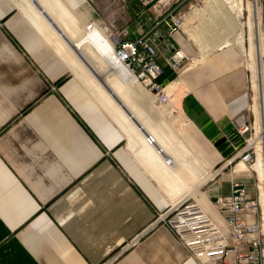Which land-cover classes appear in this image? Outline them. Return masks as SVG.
I'll return each mask as SVG.
<instances>
[{
  "label": "crops",
  "instance_id": "0c3cea01",
  "mask_svg": "<svg viewBox=\"0 0 264 264\" xmlns=\"http://www.w3.org/2000/svg\"><path fill=\"white\" fill-rule=\"evenodd\" d=\"M54 1L82 25H112L117 8L124 9L119 21L125 38L147 33L162 64L175 49L188 52L180 30L170 36L167 20L156 23L152 4ZM215 48L181 73L186 88L180 102V136L211 171L216 159L234 151L231 143L249 122L250 103L242 50L233 43ZM220 140L228 141L229 154L216 146ZM235 179L209 178L190 196L224 224L223 211L205 197L229 193ZM176 202L16 0H0V264H200L165 224L152 222Z\"/></svg>",
  "mask_w": 264,
  "mask_h": 264
},
{
  "label": "bare ground",
  "instance_id": "6f19581e",
  "mask_svg": "<svg viewBox=\"0 0 264 264\" xmlns=\"http://www.w3.org/2000/svg\"><path fill=\"white\" fill-rule=\"evenodd\" d=\"M38 1L59 25L60 30L41 14L32 0H16V3L117 123L125 134L129 150L172 202L190 196L199 185L220 171V169L211 171L205 160L197 154L194 155L180 136L184 121L180 102L186 88L181 76L178 75L165 84V88L163 87L171 99L160 104L156 100L157 97L155 98L156 107L164 109L165 116H162V119L166 127L173 131L174 136H171L163 129L160 122L153 120L151 111L150 113L140 111L134 104L133 98L137 95H142L144 99L150 97L137 85V79L116 59L113 53L115 39L113 38L112 43V36L106 29L95 26L92 30H85L80 22L68 18L54 0ZM168 1L158 0L152 2V5L160 11L162 5ZM203 2L202 14H206L210 20L220 19L230 28V33L214 46H208L201 40L195 26L191 24L190 17L184 15L185 20L183 19L181 28L183 25L188 38L197 45L200 53L205 54L213 47L232 42L238 43L243 50L244 23L240 20L243 9L242 0H203ZM246 9L248 11L245 21L248 31V50H243V54L251 72V89L254 93L253 112L258 134V137L256 136L257 159L252 164L259 179L257 188L264 213V137L261 133L264 131V125H262L259 108L260 94L264 93V63L261 59L263 43L258 29L259 15L253 2L247 3ZM199 10L200 8L194 10L197 16L201 14ZM194 59L189 61L188 66L197 62V57ZM167 97L165 92L161 100L164 101ZM175 117H179V121L172 123ZM148 136L153 139L152 143L147 142ZM229 161L228 159L226 162ZM235 165V169L234 167L232 169L239 170L240 173L249 169L242 159H238ZM213 207L215 208L214 205Z\"/></svg>",
  "mask_w": 264,
  "mask_h": 264
},
{
  "label": "built area",
  "instance_id": "2783aa9c",
  "mask_svg": "<svg viewBox=\"0 0 264 264\" xmlns=\"http://www.w3.org/2000/svg\"><path fill=\"white\" fill-rule=\"evenodd\" d=\"M140 1L148 5L158 0ZM172 1L162 5L160 11H157L156 20V23L167 20L166 33L170 36L181 30L183 18V13L178 10V3L173 4ZM252 2L259 14L264 62V0ZM83 26L88 31L95 26H103L115 39L113 53L116 59L151 92H157L163 87L157 82V78L164 73L165 67L178 74L183 62L192 60V57L178 48L164 56L162 64L156 58V46L149 40L147 33L127 39L125 27L113 31V26L107 20L90 21ZM249 127L252 126L247 122L237 129L244 142L243 146L237 149V144L235 146L232 142L231 145L236 150V155L251 166L250 142L244 136ZM152 141L148 136L147 142ZM213 205L223 211L224 224L214 219L191 196L158 212L152 222L165 224L188 254L200 264H264V213L259 191L254 196L244 181L235 179L231 183L230 192L216 195Z\"/></svg>",
  "mask_w": 264,
  "mask_h": 264
},
{
  "label": "rangeland",
  "instance_id": "374dc122",
  "mask_svg": "<svg viewBox=\"0 0 264 264\" xmlns=\"http://www.w3.org/2000/svg\"><path fill=\"white\" fill-rule=\"evenodd\" d=\"M249 2L252 3V0H242L243 9H242V16L240 17V20L244 23V26L242 28H243L244 39H245L244 40L245 45H244L243 50H245V51L248 50V40H247L248 31H247V27L245 25V21L247 19V15H248V11L246 9V4L249 3ZM172 3L173 4L178 3L179 12L183 13L182 21L185 20L184 19L185 16H189L190 17L191 24L195 26V29L200 34L199 36H200L201 40L204 41V43L207 44L208 46L209 45L210 46H214L215 44L218 43V41L224 39L230 33V28L228 26L224 25L225 23H223L220 19H212V20H210L208 18V16H206V14H204V13L202 14L201 7L203 6V3H204L203 0H173ZM199 8H200L199 11H200L201 14H199L197 16V14L194 13V10L199 9ZM124 12H125L124 9H122V8L118 9L117 8L116 12L114 13V16H117V18L112 23L113 27L111 29L113 31L120 30L122 28V26L120 27V25H121L120 16H123V17L126 16L127 14H125ZM110 16L111 15H109V17ZM112 18L110 17V19H112ZM235 25H236V23H235ZM180 29H181L180 32L183 34V40L185 39V41L187 42V51L188 52H185V53L189 57H192V60L194 58L196 59V57H197V60H198L201 57V55H200V52L198 50L197 45L194 44L188 38L185 30L183 29V25H182V28H180ZM258 29H259V32H260L261 38H262L260 24L258 26ZM232 43L236 44L237 46L240 47V45L238 43H236V42H232ZM240 49L242 50L241 47H240ZM192 50L194 52L193 54H192ZM243 50H242V52L244 53ZM262 51H263V48H262ZM205 56H206V54H205ZM205 56L201 60H198V61L196 60L197 62H195V65H193L192 67L197 66L200 62H202V60L205 58ZM243 58H244V56H243ZM261 59L263 61V53H262ZM189 61L190 60H186L185 62H183V64L181 65V67H180V69L178 71V74L175 72V77L173 79L178 77V75L181 76V73L185 70L184 67L186 65L188 66V64L190 63ZM244 64H245V58H244ZM248 72H249L248 84H249V90H250V103H249V107H248V121H249V123H250V125L252 127H249V131H247L244 134V136L246 138H249V142H250L249 151L252 152L251 153L252 154L251 163L254 164L255 160L257 159L258 148L256 146V136L258 137V134L256 133L255 115H254V112H253V95H254V93L250 89V74H251V72H250L249 69H248ZM136 82H137V85L142 90H144L148 94L147 96H149L150 98L149 99H144L142 95H137V96H135V98H133L134 104L137 105V107H138V109L140 111H144L146 113H150V111H151L152 112L151 115H152L153 120H156V121L160 122L162 127H163V129L168 134H170L171 136H174L173 131H171L170 129H168L166 127V125H165V123H164V121L162 119V116H165L164 112H163L164 109L162 107L161 108L156 107V104H157L155 102V98L156 97H157L156 98L157 102L160 103V104H163L165 101H167L170 98L168 92L165 91V89L163 90L164 86L161 89H158L157 92H151L148 89H146L145 86H143L141 84V82H139L138 80H136ZM263 87H264V84H263ZM184 91H185V88H184ZM165 92L168 95V97L164 101H162L161 98L164 97ZM259 108L261 110L262 125H264V93L262 95L260 94ZM181 119H182V117H181ZM172 121H173L172 123L178 122L179 121V117L178 118L175 117L174 119H172ZM261 133L263 134V137H264V131L261 132ZM241 140H242V138L240 136H238V137H236V141H234L235 145L237 144V149L243 146V143H244L243 140H242L241 144H238ZM228 159L230 161L226 162ZM238 159H240V158H239V156L236 155V150L235 149L230 154L229 157H227L225 159H221V157H219L218 160L216 159L215 167H214V169L212 168V170L220 169V171L217 174H215V176H213L212 178L213 179L225 178V177H228V176L232 175L234 178H238V179H241L242 181H244L247 184V186L249 187V189L251 191V194L254 195V196H257V194H258L257 186H258V183H259V179H258V176H257V172L253 168V164L251 166L247 164L248 165L247 168L249 167V169L247 171H243L241 173L240 172H235L234 171V169H235L234 166H236L235 162ZM232 167H234V169H232ZM205 199L208 200L207 202H209V203L212 202L213 203L214 197L209 196L208 198L205 197ZM194 200H197V199H194ZM205 209L210 213L209 209H207V208H205ZM210 215L212 216L211 213H210ZM213 218L215 219V217H213Z\"/></svg>",
  "mask_w": 264,
  "mask_h": 264
},
{
  "label": "trees",
  "instance_id": "16d2710c",
  "mask_svg": "<svg viewBox=\"0 0 264 264\" xmlns=\"http://www.w3.org/2000/svg\"><path fill=\"white\" fill-rule=\"evenodd\" d=\"M132 1H135V0H132ZM174 77H175V72L165 67L164 73L161 74L157 78V82H159L161 85H165L167 82L172 80ZM235 141H236V139H235ZM241 143H242V140L238 144H241ZM227 144H228L227 140H220V144L216 143V146L219 149H222V151L227 150V154H229L231 152V149L229 148V146ZM224 147H227L229 149H227V148L224 149Z\"/></svg>",
  "mask_w": 264,
  "mask_h": 264
}]
</instances>
